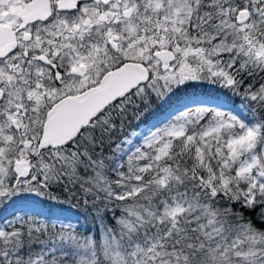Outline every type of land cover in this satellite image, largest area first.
Returning a JSON list of instances; mask_svg holds the SVG:
<instances>
[{"label":"snow or ice","instance_id":"1","mask_svg":"<svg viewBox=\"0 0 264 264\" xmlns=\"http://www.w3.org/2000/svg\"><path fill=\"white\" fill-rule=\"evenodd\" d=\"M0 264H264V0H0Z\"/></svg>","mask_w":264,"mask_h":264},{"label":"trees","instance_id":"2","mask_svg":"<svg viewBox=\"0 0 264 264\" xmlns=\"http://www.w3.org/2000/svg\"><path fill=\"white\" fill-rule=\"evenodd\" d=\"M39 208L43 210L45 216L50 214L53 219L57 218L56 213L63 215V217L60 218L61 220L75 223L74 225L82 232L95 231V225L92 224L91 219L86 216L81 208L74 207L67 203L62 205L53 204L50 208L47 205H40ZM10 211L11 209H8L4 215H7ZM73 217H76V219H73Z\"/></svg>","mask_w":264,"mask_h":264},{"label":"rangeland","instance_id":"3","mask_svg":"<svg viewBox=\"0 0 264 264\" xmlns=\"http://www.w3.org/2000/svg\"><path fill=\"white\" fill-rule=\"evenodd\" d=\"M56 216L59 217V218H62L63 217V215H60V214H57V213H56ZM73 219H76V218L73 217ZM67 222H70V221H67ZM71 223H73V222H71ZM73 224H75V223H73Z\"/></svg>","mask_w":264,"mask_h":264}]
</instances>
